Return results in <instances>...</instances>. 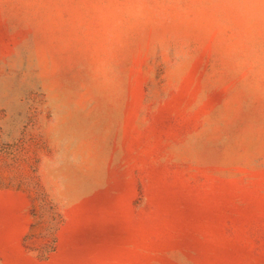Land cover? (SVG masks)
Segmentation results:
<instances>
[{"label": "rangeland", "instance_id": "rangeland-1", "mask_svg": "<svg viewBox=\"0 0 264 264\" xmlns=\"http://www.w3.org/2000/svg\"><path fill=\"white\" fill-rule=\"evenodd\" d=\"M0 264H264V0H0Z\"/></svg>", "mask_w": 264, "mask_h": 264}]
</instances>
